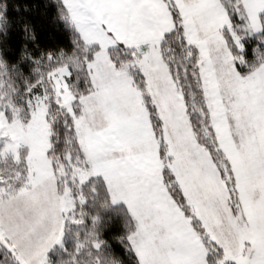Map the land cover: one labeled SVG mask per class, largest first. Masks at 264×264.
<instances>
[{
    "label": "snow or ice",
    "instance_id": "1",
    "mask_svg": "<svg viewBox=\"0 0 264 264\" xmlns=\"http://www.w3.org/2000/svg\"><path fill=\"white\" fill-rule=\"evenodd\" d=\"M0 264H264V0H0Z\"/></svg>",
    "mask_w": 264,
    "mask_h": 264
},
{
    "label": "trees",
    "instance_id": "2",
    "mask_svg": "<svg viewBox=\"0 0 264 264\" xmlns=\"http://www.w3.org/2000/svg\"><path fill=\"white\" fill-rule=\"evenodd\" d=\"M27 2L31 3V2H40V0H27ZM37 12H39V10H37Z\"/></svg>",
    "mask_w": 264,
    "mask_h": 264
}]
</instances>
